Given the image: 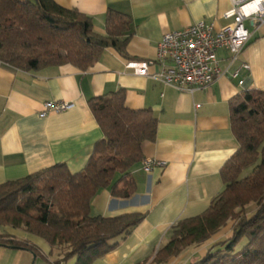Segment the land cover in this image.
I'll return each mask as SVG.
<instances>
[{"label":"crops","instance_id":"crops-1","mask_svg":"<svg viewBox=\"0 0 264 264\" xmlns=\"http://www.w3.org/2000/svg\"><path fill=\"white\" fill-rule=\"evenodd\" d=\"M92 17L95 31L105 34L106 13L114 9L132 20L127 56L108 47L100 60L83 71L71 64L24 71L0 61V183L18 179L57 163L72 173L88 163L95 143L104 134L89 106L90 98L119 88L126 90L131 109L150 108L158 119L154 141L143 144L144 159L155 161L144 169V159L132 167L136 193L116 198L101 189L91 202L93 215L113 217L145 213L146 217L119 247L93 264H154L156 252L170 240L178 221L204 212L225 184L221 170L239 147L230 121V100L242 91L264 90V24L253 27L251 37L231 66L229 52L219 51L228 71L209 87L183 92L153 74L160 63L140 75L127 66L131 60L156 59L163 36L205 21L215 30L232 23L224 17L231 0H55ZM243 63L250 70L242 68ZM239 70V76L233 73ZM245 79L243 85L239 84ZM47 101L70 102V109L41 116ZM199 105V106H198ZM232 223L211 239L188 247L164 264H189L217 242L231 235ZM9 234L35 244L41 255L0 245V264H54L59 249L23 229L4 228ZM1 231V230H0ZM72 257L63 264H76Z\"/></svg>","mask_w":264,"mask_h":264},{"label":"trees","instance_id":"trees-1","mask_svg":"<svg viewBox=\"0 0 264 264\" xmlns=\"http://www.w3.org/2000/svg\"><path fill=\"white\" fill-rule=\"evenodd\" d=\"M105 25L100 34L92 17L55 0H0V61L24 71L66 64L86 71L108 47L126 57L131 17L109 9ZM229 105L239 147L221 170L225 188L204 212L171 227L170 240L156 252L154 264L167 263L230 223L231 235L189 264H264V90L242 91ZM89 106L104 136L81 171L72 173L57 163L0 183L1 246L41 255L35 244L9 234L4 229L9 226L59 249L62 257L54 264L72 257L76 264H93L119 247L146 217L139 212L93 215L91 202L104 188L116 198L136 193L131 170L144 159L143 144L156 138L157 117L150 108H129L124 88L90 98ZM252 204L255 208L248 210Z\"/></svg>","mask_w":264,"mask_h":264},{"label":"built area","instance_id":"built-area-1","mask_svg":"<svg viewBox=\"0 0 264 264\" xmlns=\"http://www.w3.org/2000/svg\"><path fill=\"white\" fill-rule=\"evenodd\" d=\"M224 17L232 23L219 30L211 23L200 21L166 33L159 43L156 59L131 60L127 66L137 74L148 75L150 66L160 63L161 70L153 77L183 92L211 86L229 68L222 69L219 51L229 52L227 61L231 66L239 60L251 37L246 23L250 22L255 28L264 24V0H231V7L224 12ZM242 68L250 70V65L243 63ZM232 75L237 78L239 70ZM244 83L245 79L241 78L239 84ZM72 106L70 102L47 101L40 114L45 116L49 111L61 112ZM154 163L151 158L144 159V169L149 172Z\"/></svg>","mask_w":264,"mask_h":264},{"label":"rangeland","instance_id":"rangeland-1","mask_svg":"<svg viewBox=\"0 0 264 264\" xmlns=\"http://www.w3.org/2000/svg\"><path fill=\"white\" fill-rule=\"evenodd\" d=\"M252 208H255V204L250 205V206L248 207V210H252ZM240 247H242V246H240ZM240 247H239V248H240ZM33 256H34V254H33Z\"/></svg>","mask_w":264,"mask_h":264},{"label":"water","instance_id":"water-1","mask_svg":"<svg viewBox=\"0 0 264 264\" xmlns=\"http://www.w3.org/2000/svg\"><path fill=\"white\" fill-rule=\"evenodd\" d=\"M35 256V255H34Z\"/></svg>","mask_w":264,"mask_h":264}]
</instances>
